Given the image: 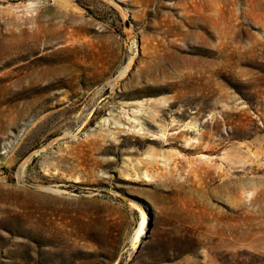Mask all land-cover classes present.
<instances>
[{"label":"rangeland","instance_id":"374dc122","mask_svg":"<svg viewBox=\"0 0 264 264\" xmlns=\"http://www.w3.org/2000/svg\"><path fill=\"white\" fill-rule=\"evenodd\" d=\"M0 264H264V0H0Z\"/></svg>","mask_w":264,"mask_h":264},{"label":"bare ground","instance_id":"6f19581e","mask_svg":"<svg viewBox=\"0 0 264 264\" xmlns=\"http://www.w3.org/2000/svg\"><path fill=\"white\" fill-rule=\"evenodd\" d=\"M125 70H127V69H125ZM42 190H44V189L42 188ZM142 215H143V217H142L141 223H140V225H139V227L135 233V236H134V243H135L134 247L135 248H140V246L142 245V234L143 235L146 234L145 224L148 223V216H147L146 212H144ZM137 243H139V244H137Z\"/></svg>","mask_w":264,"mask_h":264}]
</instances>
